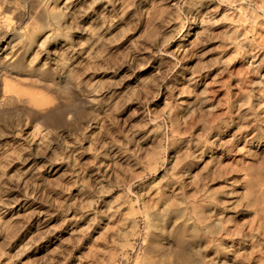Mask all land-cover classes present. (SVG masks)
Returning a JSON list of instances; mask_svg holds the SVG:
<instances>
[{"label": "rangeland", "instance_id": "374dc122", "mask_svg": "<svg viewBox=\"0 0 264 264\" xmlns=\"http://www.w3.org/2000/svg\"><path fill=\"white\" fill-rule=\"evenodd\" d=\"M0 264H264V0H0Z\"/></svg>", "mask_w": 264, "mask_h": 264}, {"label": "bare ground", "instance_id": "6f19581e", "mask_svg": "<svg viewBox=\"0 0 264 264\" xmlns=\"http://www.w3.org/2000/svg\"><path fill=\"white\" fill-rule=\"evenodd\" d=\"M185 40H186V38H185V37H182V38H181V41H185Z\"/></svg>", "mask_w": 264, "mask_h": 264}]
</instances>
